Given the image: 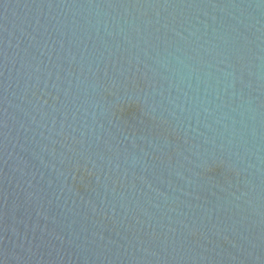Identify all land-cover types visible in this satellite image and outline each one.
Here are the masks:
<instances>
[{
  "label": "water",
  "instance_id": "1",
  "mask_svg": "<svg viewBox=\"0 0 264 264\" xmlns=\"http://www.w3.org/2000/svg\"><path fill=\"white\" fill-rule=\"evenodd\" d=\"M0 264H264V0H0Z\"/></svg>",
  "mask_w": 264,
  "mask_h": 264
}]
</instances>
